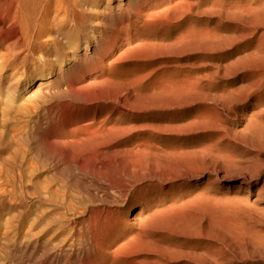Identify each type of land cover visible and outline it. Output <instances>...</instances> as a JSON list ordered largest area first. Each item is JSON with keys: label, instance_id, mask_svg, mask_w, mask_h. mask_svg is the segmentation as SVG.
I'll return each mask as SVG.
<instances>
[{"label": "bare ground", "instance_id": "obj_1", "mask_svg": "<svg viewBox=\"0 0 264 264\" xmlns=\"http://www.w3.org/2000/svg\"><path fill=\"white\" fill-rule=\"evenodd\" d=\"M10 63L2 262L264 264V0H0Z\"/></svg>", "mask_w": 264, "mask_h": 264}, {"label": "rangeland", "instance_id": "obj_2", "mask_svg": "<svg viewBox=\"0 0 264 264\" xmlns=\"http://www.w3.org/2000/svg\"><path fill=\"white\" fill-rule=\"evenodd\" d=\"M13 71L17 73L14 74ZM206 73H208L207 70H205V74ZM0 74V172L5 173L6 169L12 171L17 177V183H19L18 181L21 178V174L25 175L24 173L27 171L25 170L26 148L18 139L27 127L29 109L31 108L28 99L34 86L25 88V83L29 74V72L27 73V66L25 65L10 63L8 67L4 69L0 68ZM11 79L13 80L11 81ZM2 161L3 163L1 164ZM19 176L20 178L18 179ZM2 181L3 180L0 179V182ZM4 183V181L0 183V241H3L7 236L10 227V215H8L6 207V199L10 187ZM1 185H3V187ZM1 188H5V190ZM5 191L8 193L4 195L3 192ZM0 262L1 264H5L1 260Z\"/></svg>", "mask_w": 264, "mask_h": 264}]
</instances>
